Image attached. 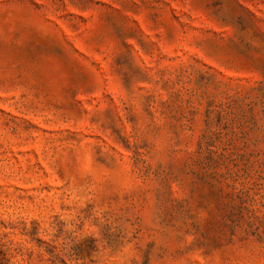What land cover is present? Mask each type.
Wrapping results in <instances>:
<instances>
[{"label":"rangeland","instance_id":"rangeland-1","mask_svg":"<svg viewBox=\"0 0 264 264\" xmlns=\"http://www.w3.org/2000/svg\"><path fill=\"white\" fill-rule=\"evenodd\" d=\"M0 264H264V0H0Z\"/></svg>","mask_w":264,"mask_h":264}]
</instances>
